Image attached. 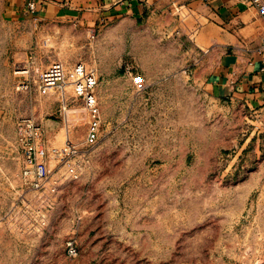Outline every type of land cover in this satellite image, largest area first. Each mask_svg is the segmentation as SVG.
I'll list each match as a JSON object with an SVG mask.
<instances>
[{
    "label": "rangeland",
    "instance_id": "rangeland-1",
    "mask_svg": "<svg viewBox=\"0 0 264 264\" xmlns=\"http://www.w3.org/2000/svg\"><path fill=\"white\" fill-rule=\"evenodd\" d=\"M106 12L0 16V264H264V111L207 93L185 36ZM53 61L96 79L89 148L71 80L34 90ZM28 121L46 152L39 182L23 174Z\"/></svg>",
    "mask_w": 264,
    "mask_h": 264
},
{
    "label": "crops",
    "instance_id": "crops-1",
    "mask_svg": "<svg viewBox=\"0 0 264 264\" xmlns=\"http://www.w3.org/2000/svg\"><path fill=\"white\" fill-rule=\"evenodd\" d=\"M29 1L37 5L33 16L74 24L104 10L122 11L135 20L147 16L146 29L153 19L156 29L174 31V41L180 43L185 36L194 47V73L207 93L241 99L264 111V23L246 0H0V16L22 19ZM178 6L188 11L186 18L168 15Z\"/></svg>",
    "mask_w": 264,
    "mask_h": 264
},
{
    "label": "built area",
    "instance_id": "built-area-1",
    "mask_svg": "<svg viewBox=\"0 0 264 264\" xmlns=\"http://www.w3.org/2000/svg\"><path fill=\"white\" fill-rule=\"evenodd\" d=\"M246 2L256 11L257 16L264 23V0H246ZM36 6L34 1L27 2L26 11L28 14H33L36 11ZM65 79L71 80L74 96L80 98L88 110L89 120L82 143L89 148L97 141L100 125L99 108L94 93L96 79L92 75L85 74L82 64H75L72 68L66 70L61 62L53 61L44 70L37 72L32 84L35 92L44 95ZM32 84L31 82H23L20 87L31 90ZM132 85L135 90L142 91L146 87L143 75L133 74ZM26 126L30 130V135L22 142L26 162L23 174L32 175L39 182L45 178L47 171L44 161L45 149L35 141L40 138L42 130L31 121H28ZM69 152L74 154L76 149L72 148Z\"/></svg>",
    "mask_w": 264,
    "mask_h": 264
}]
</instances>
